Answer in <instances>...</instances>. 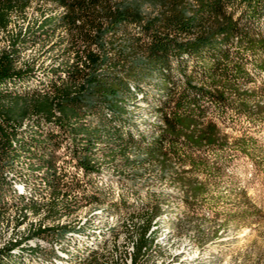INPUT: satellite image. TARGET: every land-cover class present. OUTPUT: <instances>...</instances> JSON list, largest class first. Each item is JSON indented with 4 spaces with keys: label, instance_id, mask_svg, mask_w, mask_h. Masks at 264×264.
<instances>
[{
    "label": "rangeland",
    "instance_id": "obj_1",
    "mask_svg": "<svg viewBox=\"0 0 264 264\" xmlns=\"http://www.w3.org/2000/svg\"><path fill=\"white\" fill-rule=\"evenodd\" d=\"M58 10L29 0L0 26V55L15 47V69L25 72L0 93L50 92L66 77L55 72L66 59L65 33L39 28ZM141 12L160 15L151 4ZM241 26L246 33L229 47L241 73L210 76L205 65L217 58L183 54L166 79L155 73L139 87L126 115L97 109L75 132L57 111L50 122L30 112L17 125L16 160L6 166L0 158V249L20 243L0 264H264V47L243 42L247 30L264 38V6ZM130 30L138 28L124 25L118 35ZM181 97L190 107L178 105ZM188 108L201 110L190 116L193 125L172 122L181 134L165 132V117ZM213 125L214 141L197 143ZM95 127L115 137L84 132Z\"/></svg>",
    "mask_w": 264,
    "mask_h": 264
},
{
    "label": "trees",
    "instance_id": "obj_2",
    "mask_svg": "<svg viewBox=\"0 0 264 264\" xmlns=\"http://www.w3.org/2000/svg\"><path fill=\"white\" fill-rule=\"evenodd\" d=\"M28 1L0 0V26L6 28L10 13L15 9L24 10ZM47 1L62 10H58L60 13L57 16L46 17L39 28L46 30L52 27L54 31L65 33L62 38L68 43L61 52L66 53V59L55 72H64L66 77H59L58 81L53 82L50 92H34L25 96L0 93V158L5 157L6 166L12 165L17 158L13 146L17 125L30 112L50 122L56 119L57 111L61 115L57 118L60 124H67L75 132H81L76 126L83 120L95 117L97 109H105L113 114L121 110L126 115L127 102L140 97L139 87L155 73L162 74L166 79L165 72L170 61L180 59L183 54H191L205 63L207 61L203 54L206 52L217 58L216 64L208 62L205 65L210 76L219 69L223 75L231 69L241 73L240 69L243 68L233 61L229 47L234 44L233 37L246 33L241 26L242 21L257 18L264 6V0ZM149 4L160 10L159 17L151 19L141 12L143 6ZM143 20L146 21L143 23ZM124 25L137 26L138 30L118 35ZM247 32L249 34H245L243 42L264 47V38L257 39L250 31ZM221 35L222 40H219ZM19 37L26 36L21 33ZM239 46L243 45L240 43ZM15 53L13 47L0 55V85L20 79L25 73L15 69ZM161 82L162 88L167 90V82ZM187 83L189 87L196 88L190 79ZM214 83L218 85L216 81ZM215 92L223 96L220 90ZM188 101L189 98L181 97L178 105L187 108ZM200 111L188 108L186 113L174 119L165 117V132L169 130L176 135L181 134L172 127V122L189 128L193 125L190 116ZM101 130L108 139L115 137L113 132L100 127H95L93 132L89 129L84 132L102 135ZM218 132L217 126L213 125L210 130L202 132L196 142L202 144L208 139L212 143ZM32 142L43 145L41 140L32 139ZM20 194H24V188ZM146 243L145 231L137 246ZM19 245L16 241L0 249V262L3 258L11 257L14 248L18 249Z\"/></svg>",
    "mask_w": 264,
    "mask_h": 264
},
{
    "label": "bare ground",
    "instance_id": "obj_3",
    "mask_svg": "<svg viewBox=\"0 0 264 264\" xmlns=\"http://www.w3.org/2000/svg\"><path fill=\"white\" fill-rule=\"evenodd\" d=\"M60 251V250H59ZM62 252V251H61ZM61 252H59L61 254Z\"/></svg>",
    "mask_w": 264,
    "mask_h": 264
}]
</instances>
